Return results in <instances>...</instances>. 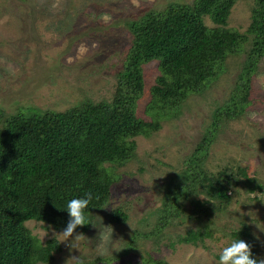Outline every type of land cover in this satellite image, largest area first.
I'll return each instance as SVG.
<instances>
[{
    "label": "rangeland",
    "instance_id": "rangeland-1",
    "mask_svg": "<svg viewBox=\"0 0 264 264\" xmlns=\"http://www.w3.org/2000/svg\"><path fill=\"white\" fill-rule=\"evenodd\" d=\"M190 1L0 0V109L8 114L18 107L64 110L86 98L110 100L131 39L126 20L169 2ZM253 4L254 0H236L227 26L244 31ZM205 23L214 25L208 18ZM243 59L244 52L229 56L224 71L202 93L190 95L150 137H136L134 158L113 166L119 179L106 205L94 211L88 228L78 227L69 241L56 237L61 251L50 264L79 256L84 264H141L149 256L171 264H216L219 252L243 225L250 238L238 236L251 245L253 258H264V199L252 194H264V58L253 78L258 101L240 118L221 125L203 162L211 172L226 165L247 166V174L262 189L248 193L242 186L226 208L201 219L188 216L192 207L186 203L185 213L157 228L165 191L184 171L186 158L211 125L216 108L228 99ZM158 72L156 60L143 65L145 88L136 113L148 120L145 106ZM114 208L127 213L124 223L110 222ZM25 224L41 242L63 230L35 220ZM188 229H208L212 234L196 244L178 243L177 235ZM78 234L83 235L74 240ZM71 240L76 249L68 247Z\"/></svg>",
    "mask_w": 264,
    "mask_h": 264
},
{
    "label": "trees",
    "instance_id": "trees-1",
    "mask_svg": "<svg viewBox=\"0 0 264 264\" xmlns=\"http://www.w3.org/2000/svg\"><path fill=\"white\" fill-rule=\"evenodd\" d=\"M235 2H169L126 20L131 39L110 100L86 98L64 110L18 107L8 114L0 109V264L52 263L61 251L59 241L52 237L41 242L25 222L64 229L68 201L91 191L93 200L81 227L86 230L119 179L113 166L134 158L136 137L159 130L163 119L174 116L190 95L202 93L224 71L229 56L241 52L244 59L228 99L216 108L184 171L165 191L157 228L185 213L186 203L192 207L188 216L201 219L226 208L242 186L248 193L262 189L247 174V166L226 165L216 172L203 167L221 125L240 118L258 101L253 78L264 58V0H254L244 31L227 26ZM205 18L214 25L208 26ZM152 60L158 61L159 72L149 87L148 120L136 111L145 88L143 65ZM127 217L122 208L109 213L115 224ZM211 234L188 229L177 235V242L196 244ZM238 235L250 238L247 225L233 233V240H243ZM141 264L171 263L149 256Z\"/></svg>",
    "mask_w": 264,
    "mask_h": 264
},
{
    "label": "clouds",
    "instance_id": "clouds-1",
    "mask_svg": "<svg viewBox=\"0 0 264 264\" xmlns=\"http://www.w3.org/2000/svg\"><path fill=\"white\" fill-rule=\"evenodd\" d=\"M252 194L264 199V194L256 192ZM92 200L93 194L91 191L83 197L70 199L66 206L69 220L61 232L57 234L53 231L54 238L59 236L63 238L64 242H67L73 237L78 227L85 226V210L88 209ZM82 235H76L74 240L79 239ZM74 240H71V243L68 245L70 249H76L73 244ZM65 264H84V261L80 256L71 257L66 259ZM216 264H264V258H253L251 245L242 239H235L228 246L222 248Z\"/></svg>",
    "mask_w": 264,
    "mask_h": 264
}]
</instances>
